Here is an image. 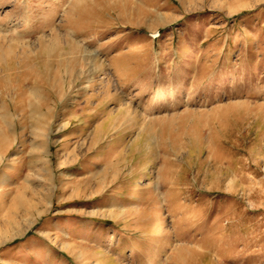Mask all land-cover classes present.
Masks as SVG:
<instances>
[{
	"label": "rangeland",
	"instance_id": "obj_1",
	"mask_svg": "<svg viewBox=\"0 0 264 264\" xmlns=\"http://www.w3.org/2000/svg\"><path fill=\"white\" fill-rule=\"evenodd\" d=\"M0 149V264H264V0H0Z\"/></svg>",
	"mask_w": 264,
	"mask_h": 264
},
{
	"label": "bare ground",
	"instance_id": "obj_2",
	"mask_svg": "<svg viewBox=\"0 0 264 264\" xmlns=\"http://www.w3.org/2000/svg\"><path fill=\"white\" fill-rule=\"evenodd\" d=\"M12 127L15 128V125H14V126L12 125ZM7 146H8V145H7ZM0 150H1V149H0Z\"/></svg>",
	"mask_w": 264,
	"mask_h": 264
}]
</instances>
